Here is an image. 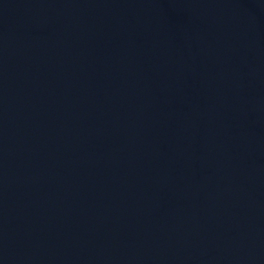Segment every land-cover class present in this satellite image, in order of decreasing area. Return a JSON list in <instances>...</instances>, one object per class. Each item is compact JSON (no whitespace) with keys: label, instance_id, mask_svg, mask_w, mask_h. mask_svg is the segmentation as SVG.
I'll use <instances>...</instances> for the list:
<instances>
[{"label":"water","instance_id":"water-1","mask_svg":"<svg viewBox=\"0 0 264 264\" xmlns=\"http://www.w3.org/2000/svg\"><path fill=\"white\" fill-rule=\"evenodd\" d=\"M0 264H264V0H0Z\"/></svg>","mask_w":264,"mask_h":264}]
</instances>
